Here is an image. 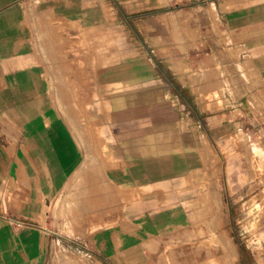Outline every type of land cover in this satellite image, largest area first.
Here are the masks:
<instances>
[{
	"label": "crops",
	"instance_id": "1",
	"mask_svg": "<svg viewBox=\"0 0 264 264\" xmlns=\"http://www.w3.org/2000/svg\"><path fill=\"white\" fill-rule=\"evenodd\" d=\"M47 3L0 0V264H264L244 222L264 177L224 159L241 132L264 146V0H106L125 39L157 59L84 73L80 54L67 71L34 48L40 25H81L29 15ZM181 18L223 68L253 74L214 115L161 63ZM70 191L93 207L66 225L54 204Z\"/></svg>",
	"mask_w": 264,
	"mask_h": 264
},
{
	"label": "rangeland",
	"instance_id": "2",
	"mask_svg": "<svg viewBox=\"0 0 264 264\" xmlns=\"http://www.w3.org/2000/svg\"><path fill=\"white\" fill-rule=\"evenodd\" d=\"M46 1L48 2L45 5L47 7L29 9V15H38L44 18L65 16L81 20V25L77 26L40 25V39L33 40L35 49H44L46 52L55 51L48 53L50 54L49 59L56 60L61 69L69 70L70 65H72L71 57L73 54H80V65L83 73L91 63L94 65L95 62L98 71L105 64L111 66L113 71H122L128 70L127 66H135V69H139L144 59L150 62L157 59L156 57L153 58L148 52V56H145L143 46H139L137 41H127L125 39L123 26L114 23V11L108 6L106 0ZM118 15L121 16L120 13ZM170 17V21L173 22L172 16ZM186 23L187 19L181 18L178 30L175 31V27H173L176 35L171 42V47L176 52L171 57L168 55L163 57L161 63L171 64L173 69L177 71V81L182 84H184V76L187 73L192 82L194 107L198 110L201 108L204 112L214 115L219 109H222V102H218V98L222 97L223 92L225 91L233 96L230 85L234 82H248L253 74L248 71L247 66H242L239 63L234 67L235 69H232V67L223 68L215 49L212 53H208L203 49L204 42L201 40L200 30ZM79 28L80 35H70L73 29L77 33ZM131 32H136L134 27L131 28ZM147 43L148 45L144 49L151 52L152 46L150 45L153 43L151 41ZM161 45L162 52H167L164 49L168 48L169 44L162 43ZM127 48L139 49V51H135L136 55L134 57H126L124 54ZM54 53L55 57L51 55ZM86 80H88L87 77L85 79L82 77V81ZM235 141L240 144V149L237 152L226 150L224 159L233 162L235 160L233 155H236L246 163V171H250L251 175L264 177V146L260 143L253 144L250 137L242 132L235 137ZM254 188H257V186ZM261 189V196L257 197L256 201H252L251 210L248 211V216H244V222L248 223L247 228L251 230L252 240L256 244L261 243L264 246V187ZM261 189H258L257 193ZM5 192L2 190V198H7V192L4 194ZM69 194L67 197H70V200H60L54 204V209L61 208L62 212L66 214L63 217L66 225L69 220L68 215L73 209H78L81 205L93 207V204L91 206V202L89 203L87 200L84 202L74 200L71 191ZM87 194V190L82 192L83 196H87ZM256 251L259 255H264L263 247Z\"/></svg>",
	"mask_w": 264,
	"mask_h": 264
},
{
	"label": "bare ground",
	"instance_id": "3",
	"mask_svg": "<svg viewBox=\"0 0 264 264\" xmlns=\"http://www.w3.org/2000/svg\"><path fill=\"white\" fill-rule=\"evenodd\" d=\"M228 165H229V167L231 168V166H232V162L231 161H229V163H228ZM260 168V167H259ZM262 169V168H261ZM257 217V216H256ZM252 222V221H251ZM250 226V225H249ZM27 234V233H26ZM236 250V249H235ZM238 252V251H237ZM254 253V252H253Z\"/></svg>",
	"mask_w": 264,
	"mask_h": 264
}]
</instances>
